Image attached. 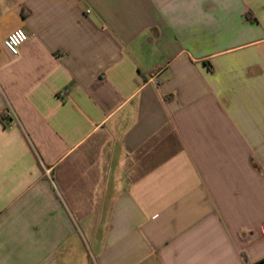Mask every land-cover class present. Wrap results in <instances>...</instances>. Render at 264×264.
I'll return each mask as SVG.
<instances>
[{
    "label": "crops",
    "instance_id": "crops-1",
    "mask_svg": "<svg viewBox=\"0 0 264 264\" xmlns=\"http://www.w3.org/2000/svg\"><path fill=\"white\" fill-rule=\"evenodd\" d=\"M263 228L264 0H0V264H264Z\"/></svg>",
    "mask_w": 264,
    "mask_h": 264
},
{
    "label": "built area",
    "instance_id": "built-area-1",
    "mask_svg": "<svg viewBox=\"0 0 264 264\" xmlns=\"http://www.w3.org/2000/svg\"><path fill=\"white\" fill-rule=\"evenodd\" d=\"M28 38L29 37L24 30L16 29L5 38L3 46L11 56H17L20 46L24 44ZM7 113L12 114L11 110H8Z\"/></svg>",
    "mask_w": 264,
    "mask_h": 264
}]
</instances>
